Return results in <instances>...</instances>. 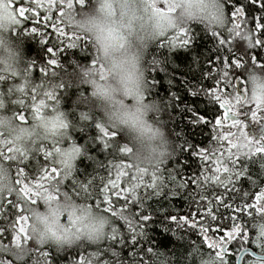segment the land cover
I'll use <instances>...</instances> for the list:
<instances>
[{"label": "clouds", "instance_id": "1", "mask_svg": "<svg viewBox=\"0 0 264 264\" xmlns=\"http://www.w3.org/2000/svg\"><path fill=\"white\" fill-rule=\"evenodd\" d=\"M152 3L172 11L161 17L153 12ZM224 5V0H88L86 7L65 9L64 26L90 42L97 63L96 66L75 62L71 67L61 65L54 76L43 82V88L37 89V95L54 86L57 90L61 84L64 89L86 87L87 94L81 91L77 95L73 110L79 106L83 109L79 112L88 113L92 121L122 135L134 169H145L148 173L161 169L176 157L177 149L163 119L164 105L150 98L147 73L155 61H149V50L170 33L192 25L201 26L205 32H225L229 19ZM13 12L8 0H4L0 7V152L3 153L0 155V194L3 195L17 187L14 169L17 170L18 159L6 157H19V151L6 154L8 148L23 149L35 157L40 145L56 143L62 152L55 160L58 167H63L65 154L73 147H80L81 154L70 160L72 167L64 169L74 174L76 161L84 155L83 148L71 136L81 123L70 118L62 99L59 98V103H49L41 119L31 118L28 123L16 119L19 105L13 101L20 95L17 86L25 84L31 93L38 82L30 70L31 59L24 51L25 38L20 34ZM243 79L250 101L254 94L264 98V68L247 67ZM28 109L30 104L25 106ZM61 121L67 122L68 127H61ZM256 142L264 144V139L254 140L253 147ZM251 157L259 169V178L264 180V154ZM257 186L260 191L264 190V185ZM47 187L55 199L41 196L36 204L25 205L30 239L19 246L0 244V254L11 257L7 264H42L37 246L57 251L98 246L116 223V218L90 202L82 188L69 190L59 181H52ZM260 207L264 209V202ZM249 224L250 231L259 238L260 253L264 256V211L253 213ZM192 256L193 264H223L216 254L199 247ZM149 264H170V261L166 252L158 250L151 254ZM251 264L259 262L251 261Z\"/></svg>", "mask_w": 264, "mask_h": 264}, {"label": "trees", "instance_id": "2", "mask_svg": "<svg viewBox=\"0 0 264 264\" xmlns=\"http://www.w3.org/2000/svg\"><path fill=\"white\" fill-rule=\"evenodd\" d=\"M87 2L88 0H86V6ZM224 3L226 15L229 19V26L233 4L245 7V18L248 20V29L254 30L256 17H260L261 23H264V7H261V0H255V3H253V0H224ZM18 4L19 0H13V8H16ZM75 8L79 9L80 6L75 4ZM21 20L19 31L25 38V55L31 59V69L38 83L51 78L52 72H58L61 65L71 67L73 62L86 65L90 64L95 57L90 42L83 37L77 42V47L72 49L67 48L69 41L64 38L57 39L51 30V23L44 21L42 15L36 19L23 20L21 18ZM45 24L48 25L47 28L44 27ZM63 26L61 25V27ZM32 27H37L38 32L32 33ZM188 30V36L191 39L186 47L182 46L178 40L177 46L173 48L167 39H164L154 45L148 54L149 61H155L147 73L150 84V98L159 100L165 107L163 119L175 141L177 155L174 159L167 161L161 166V175H163L165 183L168 185L164 189L165 194L160 197L155 195H152L150 198L146 197L142 210L137 205L132 206L131 210L133 212L139 213L143 211V214L150 217L149 221L142 222L143 230L146 234L145 238H138V242L133 244L131 235L127 233L123 224L116 221L121 232L125 233L123 244L119 240L116 242L105 240L98 246L88 245L83 248L75 247L61 251L47 246H37V256L39 259H43L40 257V251H45L49 253L47 260L51 261V264H78L81 255L87 256L89 253H95L99 248L101 250L111 249L110 251L101 252L99 257L101 262L107 260L110 264H149L151 253L148 249L151 248L153 251L163 250L166 252L170 264H193L192 252L195 248L199 247L202 251L213 254L217 251L209 248L207 242H205L204 236L199 230L201 223L208 227L209 231L207 235L209 239H216L221 237L224 231L231 230L233 223L232 216L237 217L235 222L240 224L244 231L247 232L248 239L245 242L243 235H241L228 242L223 254V264H237L240 253L245 249H251L257 254H261L260 248L253 243L255 236L250 231L249 224L252 215L250 216L248 213H255V209L244 208L243 211H236L239 206L252 204L255 200V195L260 191V187L257 184L264 185V180H261L258 176L259 169L257 165L251 162L252 157H243L238 161V166L245 168L246 171L233 185H229L227 190L216 186H211L207 189L206 194L209 199H213L214 194H223L225 203L232 206L231 208H225L221 205L217 210L215 208V201L213 200L214 213L218 211V219L212 221L210 218H205L202 215V212L206 209L200 207V205H206L207 201H200L198 190L190 182L191 177L198 176L202 171V162L199 157L191 155V152L188 150V144L196 146L197 149L201 146L205 148L218 146L217 141L212 138L214 134V120L222 115L223 110L206 94L205 90L210 91L216 86L215 79L209 78V72L211 71L213 77H215L223 69V62L226 58L229 60L234 58L241 59L243 67L236 68L234 65H229V79L239 78L241 85L245 86L243 76L247 67L264 68V47L248 48L247 41L236 38L233 42V52L235 53V56H233V52L228 51L227 45L219 46L218 38L213 37L210 32H205L201 26L192 25ZM66 31L71 34L68 29ZM40 32L45 33L43 39L47 43H41L42 37L39 34ZM173 35L175 33H170L168 36L171 37ZM224 35H226V32ZM257 37L264 38V29L253 31V40ZM53 45H55V57L47 52V48ZM53 58L58 61L57 66L47 64V61ZM41 68L47 69V76L40 71ZM219 87L222 90L231 91L230 88H224L222 81ZM81 91L87 94L88 89L86 87L58 88L56 93L58 98L62 99L63 108L69 111L70 118L77 119L81 123V127L71 133L72 140L75 141L77 146H81L84 151V155L80 156L76 161L77 171L75 178L80 183H83L82 179L88 183V181L93 179L103 178L94 193H92L90 185V195L89 193H85L89 197L90 202L96 204L98 198L102 200V197L99 196V188L103 187V184L109 178L115 179L116 169L114 165L116 163L126 164L130 162L126 153H121L117 150L124 145L122 135L119 134L115 140L110 141L112 144L111 148L104 149L101 142L102 134L95 127L96 122L92 121V119L81 121V112L79 111L83 109L79 106H76V110H73L74 100ZM25 100L27 104L31 103L27 98ZM250 107H245V118L242 119L244 124L247 119L252 121ZM16 112L26 116V123L30 122V109L25 110L17 107ZM241 112H243L242 109ZM194 114L204 116L205 120L209 121V123L196 122ZM258 120L260 122V132L264 134V113H258ZM248 128L250 127L245 128L246 132ZM227 130L226 127L224 131ZM232 130L235 131V129ZM254 140H260V138H254ZM181 146L184 149L183 151ZM224 147H227V142H225ZM5 153L7 154V150H5ZM37 159L41 163L44 162L42 154ZM37 159H31L29 162L21 164L20 167H24L26 172H32ZM207 163L203 162L205 165ZM98 164L101 166H98ZM126 171L128 173L127 176L122 177L120 181L122 186H125L126 182L131 180L135 169H126ZM169 173L175 175L178 180L189 181L188 187L184 189L178 188L177 194L171 195L169 189L173 185L167 179ZM14 175L17 178L16 169H14ZM149 179L150 177L145 176L146 181ZM64 186L69 190L73 189L71 180L66 181ZM75 189L79 191L78 187ZM139 191L141 196H143L145 190L141 188ZM15 199V193L11 197L5 195V207L0 209V228L4 229L3 235H0V244L11 245L12 230L8 226L14 219L12 213L18 211V209H11L7 201ZM112 200L117 208L124 203L123 200H119L115 196H112ZM20 203L23 204V201ZM172 216H176L177 219L173 221L171 219ZM181 216L187 217L190 222L195 220L197 227L192 228L189 223L181 222ZM136 219L138 223H141L138 216ZM112 251H115L117 255L113 256ZM0 259L10 261L11 257L6 254H0ZM253 260L255 258L250 254H246L242 259V264H250Z\"/></svg>", "mask_w": 264, "mask_h": 264}, {"label": "snow or ice", "instance_id": "3", "mask_svg": "<svg viewBox=\"0 0 264 264\" xmlns=\"http://www.w3.org/2000/svg\"><path fill=\"white\" fill-rule=\"evenodd\" d=\"M3 3L4 0H0V7L3 6ZM253 3H255V0H253ZM75 4H78L80 8H83L86 6V0H19V4L16 8H13L12 6L13 0H8V6L10 9L14 10L13 15L19 25L22 22L21 18H23V20L36 19L42 15L44 21L51 23V30L56 35L57 39L64 38L69 41L67 44V48L69 49L77 47V42L82 39L81 36L75 33L71 32V34H69L68 31H66L67 28L65 26L61 27V25H64L63 18L65 17V9L74 10L76 9ZM261 7H264V0H261ZM152 10L155 14H158L161 17L166 16L167 13L172 11L170 8H157L154 3H152ZM57 13L58 15H56ZM245 17V7L233 4L231 9V23L225 31L226 35H224L225 32L212 33L213 37L218 38L219 46L222 47L227 45L228 51L233 52V42L236 38H239L240 40L247 41L248 48L257 46L264 47V38L257 37L253 40V31L264 29V23H261L260 17H256L255 28L254 30H251L247 28L248 20ZM38 22L39 21L37 19V23ZM242 25H244V27H242ZM47 26V24L44 25L45 28H47ZM188 31V29H180L175 32V35L171 37L166 36L165 39H167L168 43L173 48L177 46L178 40L182 46L186 47L191 39V37L188 36ZM31 32L37 33L38 28L32 27ZM39 34L42 37L41 43H47V41L43 39L45 33L40 32ZM161 35H163V33H161ZM47 52L51 53L52 56L55 57V45L48 47ZM233 56H235L234 52ZM96 63L97 61L94 57L91 64L92 66H96ZM223 63V69H221L215 77H213L211 71L209 72V78L215 79L216 86H214L210 91L205 90L206 94L209 95L219 108L223 110L222 115L214 120V134L212 138L217 141L218 146L210 148L201 146L197 149L196 146L190 143L188 144V150L191 152V155L193 157H199L202 162V171L198 176L191 177L190 182L195 185L198 190L200 201H207L206 205H200V207L206 209L202 212V215L205 218H210L212 221H216L218 219V211L214 213L213 200L215 201V208L217 210L221 205L225 208H231L232 206L225 203L223 194H214L213 199H209L206 194L207 189L211 186H216L227 190L228 186L233 185L240 176L244 175L246 171L245 168L238 166V161L241 158L251 157L256 154H264V144L256 142L255 147H253L254 139L249 138L247 132L245 131L246 125L239 118L241 109L251 106V119L252 121H257L258 113H264V98L254 94L252 100L250 101L247 96V89L245 86L241 85L239 78L229 79V65H234L236 68L243 67L241 59L234 58L229 60L226 58ZM47 64L57 66L58 61L54 58L49 59ZM30 70L32 71L31 68ZM40 71L47 76L46 68H41ZM55 73L56 72H52V76H54ZM221 81L224 84V88H230L231 91L222 90L219 87ZM43 82L44 81L42 80L38 84L34 85L31 93L27 92L25 84L17 86V92H19L20 95L13 101V103L19 105L20 108L25 109V106L28 105L25 98L30 100L31 118L33 119L42 118V113L48 106L49 102L59 103L55 86L52 89H44L39 96L37 95V89L43 88ZM59 88H63V85H59ZM9 94L11 95V89H9ZM194 117H196V122L209 123V121L205 120L204 116H197L194 114ZM16 119H18L21 123H26V116L23 114L16 112ZM80 120L89 121L91 120V117L88 113L81 112ZM60 126L67 128L68 124L65 121H61ZM95 127L102 134L101 142L103 144V148H111L112 144L110 141L115 140L119 133L114 129L104 127L99 122L95 123ZM226 127L228 130L224 131ZM232 129H235V131ZM225 142H227V147H224ZM9 143L11 142L9 141ZM49 145H40L37 149V155L35 157H33L30 153L25 152L23 149H7L8 153L19 151V157H6L12 160L18 159L17 179L15 182L18 187L7 193L8 197H11L15 193L16 199L8 200L7 204L10 205L13 210L18 209V211H14L12 213L14 219L8 226L12 230V239L10 242L12 246H19L22 243H26L30 239L28 233L29 217L25 214V205L36 204L38 198L41 196H44V198L48 200L56 198L48 191L47 186L50 182L59 181L60 183L65 184L66 181L71 180L74 190L78 186L82 188L85 193H89V185L92 181H88L87 184L80 183L75 178V174L73 172L64 171L65 168L72 167L70 160L75 159L81 154V148L73 147L69 153L65 154L66 158L62 162L63 167H58V162L55 160V157L57 154L62 152V148L56 143H51ZM181 148L183 151L184 149L182 146ZM117 150L126 154L129 151L125 145L119 147ZM41 154L43 156V163L37 159V157ZM0 155H3V153L0 152ZM31 159H37L36 164L33 166L34 170L32 172H26V169L24 167H20V165L29 162ZM203 162L208 163L205 165ZM98 166L101 165L98 164ZM114 167L116 169L115 179L109 178L107 182L103 184V187L99 188V196L102 197V200L98 198L96 206L101 207L105 212H108L116 218V221L121 222L127 230V233L131 235L132 243L135 244L138 242V238H145L146 234L144 233L142 222L149 221L150 217L143 214V211L139 213L133 212L131 210L132 206L137 205L142 210L144 208V199L146 197L150 198L152 195L160 197L164 195V189L167 188L168 185L165 183L163 175H161V169H156L151 173H148L145 169L136 168L131 180L127 181L125 186H122L120 181L122 177L127 176L128 173L126 169L134 168L131 163H116ZM145 176L150 177V179L146 181ZM101 179L103 180V178ZM167 179L171 181L173 185V187L169 189L171 195H176L178 188L184 189L189 185V181L178 180L177 177L171 173H169ZM141 188L145 190L143 196H141L139 191ZM46 193L47 195H45ZM245 195H247V193H245ZM112 196L117 197L119 200H123L124 203L119 208L115 207ZM4 201L5 195L0 194V209L5 207ZM21 201H23V204L20 203ZM262 202H264V190L259 191L255 195V200L252 204L239 206L236 211H243L244 208H254L256 213H260L261 211H264V209L260 207ZM248 215L251 216L252 213L249 212ZM137 216L139 217V221L141 223L137 222ZM171 219L175 221L177 217L172 216ZM231 219L233 221L231 230L224 231L223 235L216 239H209L207 235L209 229L202 223L199 229L201 234L204 236L208 247L217 250L215 254L221 261L224 260L223 254L228 242L241 235H243V240L245 242L248 239L247 232L244 231L240 224L235 222L237 217L232 216ZM180 221L183 223H189L192 228L197 227L195 220L190 222L187 217L181 216ZM3 232L4 229L0 228V235H3ZM105 240L110 242H116L119 240V242L123 244L125 241V233H122L121 229L115 223ZM253 243H255L257 247L261 248L259 238H255ZM83 247L85 246H82L81 248ZM110 250L111 249L101 250L98 248L95 253H89L87 256L81 255L78 264H85L86 258L87 264H110L107 260L101 262L99 259L102 251L106 252ZM148 251L151 254H154L153 249L149 248ZM48 255V252L40 251V257L43 258L42 260L40 259L42 264H51V261L47 260ZM112 255L116 256L117 253L112 251ZM253 261H258L259 264H264V256H260ZM0 264H7V261L0 262Z\"/></svg>", "mask_w": 264, "mask_h": 264}, {"label": "rangeland", "instance_id": "4", "mask_svg": "<svg viewBox=\"0 0 264 264\" xmlns=\"http://www.w3.org/2000/svg\"><path fill=\"white\" fill-rule=\"evenodd\" d=\"M242 110H243V112L240 113V117H239L241 120L245 118V116H244L245 115L244 114L245 108ZM259 123H260L259 120H257V121H251L250 119L246 120V123H245L246 128L250 127V128H248V130L246 129L248 136L250 135V137H249L250 139H254V138L259 139L260 138V140H261L263 138L264 134L260 132V129H259L260 124ZM82 180H83V183H85V184L87 183L86 180H84V179H82ZM91 181H92V183L90 184V187H91L92 193H94L97 189V186L102 182V180H101V178H98V179H93Z\"/></svg>", "mask_w": 264, "mask_h": 264}, {"label": "water", "instance_id": "5", "mask_svg": "<svg viewBox=\"0 0 264 264\" xmlns=\"http://www.w3.org/2000/svg\"><path fill=\"white\" fill-rule=\"evenodd\" d=\"M246 254H250V255H251L253 258H255V259L261 256V254H257L256 252H254V251L251 250V249H245V250H243V251L240 253V255H239L238 259H237V264H242V259H243V257H244Z\"/></svg>", "mask_w": 264, "mask_h": 264}]
</instances>
